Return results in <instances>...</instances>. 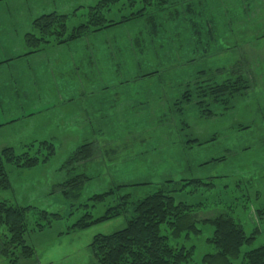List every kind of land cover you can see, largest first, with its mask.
Instances as JSON below:
<instances>
[{
    "label": "rangeland",
    "instance_id": "obj_1",
    "mask_svg": "<svg viewBox=\"0 0 264 264\" xmlns=\"http://www.w3.org/2000/svg\"><path fill=\"white\" fill-rule=\"evenodd\" d=\"M100 1L0 3V149L33 155L48 142L55 152L32 169L6 166L11 188L0 191V202L34 208L25 240L35 256L17 264H98L89 248L93 238L123 229L132 209L75 229L80 218L102 217L119 197L137 202L164 182L194 179L214 186H188L174 198L202 204L192 217L201 233L173 238L162 226L161 235L173 247L193 248L186 264H201L216 253L207 242L213 231L208 221L227 215L253 237L231 260L240 264L243 254L264 245V16L249 18L253 9L260 14L249 0H157L141 20L63 44H26L39 17L66 15L71 30ZM247 7L242 28L240 11ZM129 12L120 0L105 14L119 20ZM23 37L26 54H34L6 62L20 54ZM237 74L248 81L247 90L226 103L207 98L208 107L199 104V88ZM30 113L35 115L22 118ZM88 143L97 148L96 157L72 163L73 153ZM80 176V189L70 188ZM67 189L69 197L63 195ZM109 191L105 202L91 201ZM40 211L59 218L49 216L50 225L37 232ZM0 264L9 259L0 255Z\"/></svg>",
    "mask_w": 264,
    "mask_h": 264
},
{
    "label": "trees",
    "instance_id": "obj_2",
    "mask_svg": "<svg viewBox=\"0 0 264 264\" xmlns=\"http://www.w3.org/2000/svg\"><path fill=\"white\" fill-rule=\"evenodd\" d=\"M4 0H0L2 2ZM157 0H125L126 7L130 9L128 15L121 16L119 20L107 18L106 14L112 6L120 0H102L89 9L86 21L79 26L68 30L66 15L51 13L43 15L33 22L36 34H29L25 38L29 48L36 49L40 44H63L89 32H98L112 26L141 19L149 10L156 6ZM141 2L139 9L134 10L137 3ZM206 83V82H205ZM249 88L248 81L240 74L232 80L223 83H210L199 88L202 100L200 105L209 106L210 103H226L228 98ZM187 94V93H186ZM184 95L186 100L187 95ZM227 97L226 99L221 98ZM207 98L210 99L207 102ZM40 148L33 155L24 152L17 155L13 148L0 149V191L11 188L6 166L19 169H32L38 164L46 163L54 156V147L51 143H40ZM47 153L42 154L43 148ZM31 147V146H30ZM29 147V148H30ZM97 155L94 144L88 143L81 146L71 157L72 163L91 161ZM73 178L71 187L79 190L82 183L80 178ZM83 179L85 177H82ZM155 193L137 201L131 202L129 195L119 197L113 207H108L102 217L93 218L87 214L80 218L75 229H84L92 224L106 221L127 214V209H132L130 219L126 220L123 229L109 235H96L89 245L91 253L98 264H182L188 263L193 248L184 246L173 247L168 243V236L161 235V227L165 226L173 238L197 236L201 233L196 222L192 220L193 213L202 205H190L185 202L175 201L174 194L184 192L188 186L194 188H212L214 183H205L200 179L181 180L178 182L167 181L160 185ZM120 188V187H119ZM71 189L63 195L70 196ZM112 191L94 195L92 202L102 203ZM34 210L32 207L11 205L7 201L0 202V229L5 228L7 235L0 237V255L9 259L10 264H17L20 259L31 261L34 259L35 250L26 243L28 233V214ZM38 220L34 224L37 232L49 226L50 218H59L56 214L49 215L46 211L37 212ZM45 222V224H41ZM212 228L211 237L207 242L216 250L215 254L205 255L201 264H233L231 260L238 259L240 249L249 244L253 237L246 236L243 228L231 217L219 215L208 221ZM240 264H264V245L243 254Z\"/></svg>",
    "mask_w": 264,
    "mask_h": 264
},
{
    "label": "crops",
    "instance_id": "obj_3",
    "mask_svg": "<svg viewBox=\"0 0 264 264\" xmlns=\"http://www.w3.org/2000/svg\"><path fill=\"white\" fill-rule=\"evenodd\" d=\"M204 1V3L205 4H208V3H210V1L211 0H203ZM261 0H249V3L251 4V6L252 5H254V4H256V6H258V8L260 9V14L258 13L257 14V10L256 11H254V13H253V8L255 7H253L252 6V11H251V14L250 13H248L249 14V18H251L252 20H254V19H259L260 17H263L264 16V6H262L261 8L259 7L260 5H261V2L263 3L264 2V0L263 1H261ZM0 3H2V2H0ZM247 9H249L248 7L244 10V11H240L241 13H242V17H241V21H242V23H243V26H242V28H246V25L248 24L247 23V21L246 22H243L244 21V19L245 20H247V18L248 17H246L245 15H244V13H246V10ZM263 10V11H262ZM249 12V11H248ZM237 14V13H236ZM235 14V15H236ZM235 15H232V17H234ZM7 16H8V18H10V16H9V14H7ZM36 19V18H35ZM138 20H141V19H138ZM249 22V21H248ZM253 22V21H252ZM252 22L250 23L249 22V24H252ZM124 24V23H123ZM29 26V25H28ZM34 28V27H33ZM208 29H210V28H208ZM15 30H16V27H15ZM35 30V29H34ZM106 30V29H105ZM102 31V30H101ZM36 32V31H35ZM253 37V36H252ZM254 37H257V38H262V36L259 34V35H254ZM253 37V38H254ZM264 37V36H263ZM24 37L21 39V47H22V53L20 52V54H18L17 56H14L13 58H9V59H6V62L7 61H9V60H11V59H14V60H16V59H18V61H20L21 60V58L22 57H25V56H29V55H33V54H26V52H27V50L25 51L24 50V47H25V45H24ZM24 46V47H23ZM24 50V51H23ZM250 51H251V48H250ZM36 53V52H35ZM147 77V76H146ZM149 77V76H148ZM142 78H144V77H142ZM140 79V78H139ZM129 82V80H126L124 83H128ZM35 114H32V113H30V114H28V115H24L22 118L23 119H25L26 117H30V116H34ZM14 121H10V122H8L9 124H11V123H13ZM7 123V124H8ZM0 127H1V125H0Z\"/></svg>",
    "mask_w": 264,
    "mask_h": 264
}]
</instances>
